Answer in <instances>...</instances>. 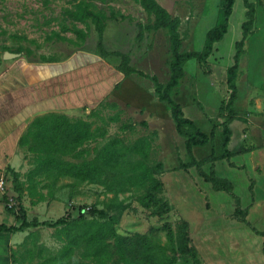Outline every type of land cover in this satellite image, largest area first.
Listing matches in <instances>:
<instances>
[{
	"label": "rangeland",
	"instance_id": "374dc122",
	"mask_svg": "<svg viewBox=\"0 0 264 264\" xmlns=\"http://www.w3.org/2000/svg\"><path fill=\"white\" fill-rule=\"evenodd\" d=\"M155 2L171 19L178 20L175 32L181 43L179 52H202L206 33L215 24L219 0ZM78 4H84L88 10L103 16L101 39L92 19L79 22L70 15ZM240 7L238 0L233 28ZM154 19L141 6L140 0H0V87L7 80L6 75L19 77L18 71L22 67L68 62L77 55H88V58L105 65L104 69L99 66L89 68L88 88L90 91L95 87L98 89L96 95L90 96L97 97L93 103L62 114L48 113L85 121L94 132V138L79 147L77 153L62 160L73 164L98 162L99 152L106 144L117 141L118 147H132L143 141L144 156L131 153L128 160L131 164L143 162L159 184L156 204L145 207L143 195L146 191L129 188L122 192L113 173L106 174L99 183L82 184L67 177L52 182V179L38 175L34 178L36 190L45 196L44 201L31 206L24 191L20 198L21 210L9 214L5 209L8 218L0 215V224L18 226L21 220L17 217L23 214L28 221L36 219L39 222L80 216L91 219L92 209L104 210L115 220L118 235L150 234L165 245L171 264H264L261 246V237H264L261 234L264 233L235 218L232 212L236 204L232 197L215 191L198 176L194 167L181 168V164L191 161L185 150L186 138L177 134L170 108L157 100L150 80V77H156L162 86L169 80L172 31L169 28L154 30ZM253 23L247 33L253 29ZM99 41L103 50L98 47ZM228 42L226 40L225 44ZM229 47L223 52L222 59L219 55L221 48L217 50L213 45L206 62L187 61L178 88L170 93L171 99L181 107L184 118L193 121L206 134L213 131V126L214 132L221 130V124L226 120L224 116L228 114L224 108L227 103L224 99L228 97L224 62L230 55L227 54L230 53ZM126 65L147 78L138 74L125 77L123 69ZM109 81L111 85L105 88L104 84ZM235 84L241 95L245 94L244 80L238 77ZM10 86L16 88L17 79L13 78ZM99 86L104 88L99 90ZM5 89L0 88V116L3 117L17 111L13 105V109L4 107L9 98L2 94ZM244 96H239L235 105L239 114L245 105ZM44 115L47 113L40 116ZM21 126L17 121L14 129ZM221 135L218 131L213 144L208 147L194 148L195 160L207 157L211 150L218 152ZM9 148L15 152V158L11 160L12 153L8 152L6 161L11 163L0 168V177L8 179L7 190L16 197L11 173H17L19 183L26 188L36 161L34 154L26 147H20L18 142ZM202 170L208 173L209 166L202 167ZM240 193L238 189L237 194ZM14 201L17 204V200ZM153 212L159 214L154 216ZM56 231L39 227L22 233H4L0 237V252L12 237L6 247L7 264L44 263L62 249L63 243ZM68 262L90 263L84 258L82 248L76 250ZM110 264L121 263L118 257H114Z\"/></svg>",
	"mask_w": 264,
	"mask_h": 264
},
{
	"label": "trees",
	"instance_id": "16d2710c",
	"mask_svg": "<svg viewBox=\"0 0 264 264\" xmlns=\"http://www.w3.org/2000/svg\"><path fill=\"white\" fill-rule=\"evenodd\" d=\"M246 13V22L242 24V38L235 43V54L233 56V65L226 71V86L228 90V99L224 108H227L228 114L224 117L226 120L221 124V149L217 152L210 151V155L201 160H195L193 149L196 147H208L213 144L217 136V129L210 134L202 132L193 121L184 118L181 107L170 97L173 89L178 88L180 80L183 78V65L192 59L199 63L206 62L212 52V47L221 42L227 34L229 18L232 14L235 0H219L218 12L213 28L205 36V42L200 53H180V39L175 32L178 20L171 19L166 11L159 6L155 0H140L141 6L154 16V30L169 28L172 31L170 36L171 43V61L169 63L170 77L168 82L162 86L156 77H150L154 86V95L159 102L165 103L170 108L171 118L175 124L176 132L179 136L185 137V150L190 156L191 161L187 164H181V168L188 169L194 167L198 176L206 183L210 184L215 191H221L235 201L236 207L233 215L240 218V222L245 223V212L240 209V201L233 194V187L230 182L219 179L215 175L214 163L221 160H228L231 156L228 150V144L231 138V131L228 123L236 117L232 106L236 100L237 88L236 78L238 72L239 58L243 53V47L252 29L247 33L253 23L254 9L248 0H242ZM253 14V15H252ZM79 22H86L92 19L99 33V39L103 32L102 18L98 13L88 10L84 4H78L76 11L70 14ZM79 38L80 33L77 32ZM98 47L102 49L99 41ZM124 76L138 74L140 77L147 78L140 71L132 67L125 66ZM94 138V132L89 123L82 120H71L64 115L47 114L36 117L28 126L26 132L20 136L18 145L26 147L27 151L34 154L36 166L28 176V185L22 188L18 181V174L12 172L13 192L17 193V211L21 210L20 198L25 191L30 199L31 206L44 201L45 196L38 193L34 178L38 175H44L53 181L58 178L67 177L75 180L76 183H99L108 173H113L116 178L117 187L122 192L129 188L145 190L143 203L145 207L149 204H156V192L159 184L153 178L151 170L143 163L136 162L131 164L128 157L131 153H140L144 156L143 145L145 142L139 141L132 147H118V142L114 141L106 144L98 155V162L73 164L62 160L63 157L77 153V149L85 142ZM220 137H218L219 140ZM209 166V172L206 173L202 167ZM52 187V186H51ZM49 195H51L49 193ZM6 203L5 197H3ZM9 214H15V211L7 209ZM159 213L153 212V215ZM91 219L83 216L77 219L60 218L54 222H39L36 219L28 221L25 214L18 220L21 223L18 226H7L0 224V234L22 233L31 228H53L57 229V237L62 241L63 246L57 255L45 259L41 264H110L114 257H118L121 264H171V258L167 255V247L161 245L158 240L150 234L120 236L115 230V220L107 216L106 211L92 209ZM241 216V217H240ZM169 230V229H168ZM264 236V234H261ZM79 248L83 249V256L90 263L75 262L68 260ZM264 251V245H263Z\"/></svg>",
	"mask_w": 264,
	"mask_h": 264
},
{
	"label": "crops",
	"instance_id": "0c3cea01",
	"mask_svg": "<svg viewBox=\"0 0 264 264\" xmlns=\"http://www.w3.org/2000/svg\"><path fill=\"white\" fill-rule=\"evenodd\" d=\"M237 1L235 0L229 18L227 34L221 42L215 44L217 50L221 48L219 51L221 59L223 52H226L230 46V53L227 52L230 55L224 62L225 72L233 65L234 44L241 40V25L247 20V9L240 0L241 7L233 28L232 20ZM248 2L254 6V23L246 39L244 52L239 58L237 73V78L240 77L245 83V94H243L246 98L245 105L239 114L235 105L239 96L243 95L241 90L237 89L236 100L232 106L236 117L228 123L231 131L228 150L231 156L228 160L217 161L214 164V171L217 178L231 183L234 195L240 201V209L245 212V221L259 233H264V0H248ZM226 40L229 41L228 46L225 44ZM89 65L91 67H88ZM98 66L105 67L88 58V55H77L68 62L22 67L18 71L19 77L12 74L6 75L7 80L0 87H6L2 94L5 93L6 97H9L4 107L13 109V105L17 111H14L11 116H0V168L11 163L6 161L8 152L12 153L9 147L14 143L17 145L25 127L36 117L52 112L65 113L94 102L97 97L94 99L90 96L96 95L98 89L95 87L94 90H89L87 75L90 72L89 68L96 69ZM92 74L95 76V73ZM13 78L18 81V86L14 89L10 86ZM110 85L111 81L109 84H104L105 88ZM104 86H99V90ZM227 98L224 100L227 101ZM224 100L222 102H225ZM17 121L21 122L22 128L14 129ZM218 131H221L220 128L217 129ZM13 158H15V152L10 156L11 160ZM238 189L241 191V196L237 194ZM0 196V215H4L7 219L3 197ZM234 205L232 204L231 207L234 208ZM234 211L235 208L232 214ZM249 231L252 233V229ZM3 234L1 233L0 237ZM10 238L12 237H9L7 242H10ZM261 239L263 247L264 237ZM7 242L0 252V264H7L5 261ZM2 259L5 262H2Z\"/></svg>",
	"mask_w": 264,
	"mask_h": 264
},
{
	"label": "built area",
	"instance_id": "2783aa9c",
	"mask_svg": "<svg viewBox=\"0 0 264 264\" xmlns=\"http://www.w3.org/2000/svg\"><path fill=\"white\" fill-rule=\"evenodd\" d=\"M263 138H264V134H263ZM7 188H8V179L6 177L5 178L0 177V192H1L2 196H4L6 199L5 207L7 209L17 211V204L14 201L15 195L10 194L8 192Z\"/></svg>",
	"mask_w": 264,
	"mask_h": 264
}]
</instances>
